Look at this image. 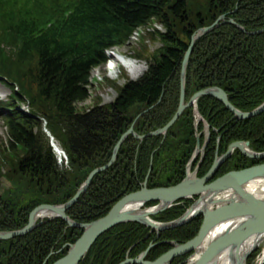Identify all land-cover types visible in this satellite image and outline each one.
Segmentation results:
<instances>
[{"label":"trees","instance_id":"16d2710c","mask_svg":"<svg viewBox=\"0 0 264 264\" xmlns=\"http://www.w3.org/2000/svg\"><path fill=\"white\" fill-rule=\"evenodd\" d=\"M236 1H239V8L230 15L229 12L234 8ZM78 5L74 11L59 19L57 18L60 15L65 14L61 8L45 7L44 15H35L31 7H20L27 17V22L24 23L22 19H18L19 23L14 22L16 26L18 25L15 36L21 40L19 59L26 64L35 63L37 66L32 71L34 75L31 73L37 85L35 86L37 92L32 98L33 105L37 107L35 114L43 115L52 135L56 133V123L61 122L66 126L64 133H57L55 138L68 152L70 167L65 169L59 166L48 143L44 145L34 133L40 128L39 118L18 113L7 116L9 148L12 152H17V156L23 154L25 157L17 162L18 168H15L21 176L19 187L12 191L5 202L6 213L11 216L17 214L20 218L12 217V222H8L7 219L2 221L0 217L1 229L21 227L26 222L27 213L38 204L67 201L92 169L104 165L109 160L113 146L134 120V110V116L147 108H153L150 111L157 112L158 116L165 115L157 111L162 108V103L154 107L153 105L162 94L167 93L168 88H175L172 83L178 81L180 64L191 33L195 29L212 23L222 14L234 19L248 31L264 28V0H80ZM190 17L196 20L193 23L191 21L192 24ZM47 18L57 20L40 28ZM151 21L157 22L162 31L155 29L149 36L155 37L162 46L154 53V59L147 71L138 80L127 81L123 87H119V93L112 103L103 106L95 103L92 109L77 110V104L86 101L88 97L87 87L90 84L91 70L105 61V51L123 45L133 30L150 25ZM235 28L234 25L225 23L198 41L190 57L186 74V88L189 90L190 85L193 86L192 91L187 92V98L195 90L219 86L229 94L231 103L242 111L251 110L255 104H260L264 100L262 95L261 99H259L261 96L255 98L259 101L254 104L251 102L239 104L237 101V94L249 98L251 88L264 89V33L247 36ZM216 45L218 47L214 48ZM248 64L253 66L255 71L250 69L247 75L241 78L239 75L245 72ZM258 73L262 75L259 77L262 83H257L253 79ZM177 94L176 90L175 98ZM199 103L200 114L207 118L208 123L219 129L218 134L211 135L206 149L210 159L205 161V167H202L203 174H199L200 176L205 175L211 167L216 151L219 155L222 154L232 141L248 140L255 151H264L262 145L264 137L262 140L259 136V131L264 126V123L262 124L264 118L257 117L258 128L254 123L257 120H253L254 118L244 121L232 119V114L212 97H204ZM187 119L182 118L176 129L175 127L171 129L161 151L154 157V167L163 163L167 158V152L175 154L176 150L172 146L180 148L184 158H188L195 139L191 120ZM134 126L138 133L145 134L162 124L156 120L139 119ZM219 134L221 141L216 149L215 139ZM159 141L148 137L144 143L142 142L140 152L146 155L145 164L140 171L142 178L149 167L151 146ZM138 146L133 137L124 142L119 151V162L109 172L103 173V177L97 176L92 181L84 194L85 197H81L77 203L80 206L76 210V207L70 210L71 215L68 213L72 219L88 222L100 217L119 197L138 189L136 185L140 180H133V187L124 186L128 183L126 178L134 173L133 156ZM263 162L264 159L250 160L235 151L229 162L220 167L215 177L233 169L240 170ZM137 176L139 177V174ZM105 184L109 185V190L104 189ZM148 186L153 187L150 184ZM174 209L168 215H160L158 220H172L182 213L180 207ZM200 221L201 219L197 218L188 226L162 233V237L170 238L176 235L185 241L190 240L196 235ZM57 223L30 234L25 241L30 246L27 250L26 248L21 250L25 244H20L19 251L25 260L29 262L38 255L30 256L40 252L43 239L56 238L58 235L66 239V234L62 236L63 230ZM192 225L194 228L190 231ZM69 231L68 229L67 232ZM147 231L146 228L133 224L120 225L110 230L102 236V238L109 236L110 243L100 249L97 242L85 258L84 264H105L108 249L122 248L125 251L130 245L128 238H134V242L137 243L136 241ZM79 234L80 232L74 230L71 241ZM54 241L44 253L48 254ZM34 242L37 245L30 244ZM139 244L140 241L137 245L142 250L144 244ZM156 247L164 249L154 248L150 254L155 257L170 248L163 244ZM14 249L15 246L12 250ZM122 256L113 255L114 261L109 264L118 263L123 259Z\"/></svg>","mask_w":264,"mask_h":264},{"label":"rangeland","instance_id":"374dc122","mask_svg":"<svg viewBox=\"0 0 264 264\" xmlns=\"http://www.w3.org/2000/svg\"><path fill=\"white\" fill-rule=\"evenodd\" d=\"M42 1H44V0H34L32 2V4L26 2V4L24 6L25 7H30V6L33 7L34 3H36V2L40 3ZM61 1L62 0H49L48 3H60ZM238 2L239 1H236L234 3V8L229 12L230 15L232 12H235L239 8ZM11 9H12V7L10 6V10ZM69 9H70V5H69ZM13 17H14V15H11V17L9 19L8 18H3V19L0 18V53H1V51L4 53L3 59L8 64H10V63L12 64L14 62V61L12 62V60L16 59L15 51H16L17 46L20 44V43L16 42L17 39L15 37L16 34L14 32V26H13L15 21L12 20ZM59 17L57 19H59ZM57 19H52V20L55 21ZM228 19H232V18H227L226 14H222V16H218L217 18L214 19V21L212 23H210L208 25L205 24V25H201V27H198V28L195 27L197 29H195L191 33L190 44H189L188 49L192 46V48L194 50L195 46L197 45V44L193 45L192 39L194 38V36L198 32V30H202L201 28H212V30L210 32H207L204 34V35H207L211 32H214L215 30H217L219 28V26H222L226 22L230 21ZM189 20H190V24H192L193 21L194 22L196 21L195 18H193V17L192 18L190 17ZM226 20H228V21H226ZM191 21H192V23H191ZM231 21H233L232 25H234L236 27L235 28L236 30L240 31L241 33H243L247 36H255L256 34H261L262 33L261 31H264V28L259 29V30H255V31H248L242 25L236 23L234 19H232ZM151 22L152 23L149 22L150 25H147L145 27H138L135 30H133L129 36L130 37L129 40L127 42H125L124 45L119 46V47H115L113 49H109L108 52L106 53L105 62H103L101 65H99V66H97L91 70L90 77H89L90 84L87 87L88 97H87L86 101L77 104V110L82 111V110L92 109L91 107L95 103H97V105H99V106H103V105H107V104L111 103L117 97V95L119 93L118 88L121 85L125 84L126 81L129 79H137V78H140L142 76V74L146 71L147 66H149V64L153 61L154 53L158 49H160L162 46L161 43L158 40H156L155 37L149 36V34L153 33V30H155V29L162 31V27L155 21H151ZM188 23L189 22L187 21V25H188ZM186 26H184V27H186ZM193 26H195V25H193ZM261 38L263 39V37H261ZM216 47H218V45H216L214 48H216ZM214 48H212V49H214ZM0 56H1V54H0ZM118 56H121V58H123V59L132 60L133 62H135V65L137 67L135 77L132 76L130 71L125 66H123L122 63H120L118 61L119 60ZM263 59H264V47H263ZM188 64L189 63H187V65H185V68H184V77L188 71ZM207 66H208V64H207ZM36 67L37 66L35 63H31V64L27 63V64H25L24 67H21L20 69L22 71L23 76L21 78V82L17 85L18 89L24 87L23 93L26 96V103H27L26 105L30 106V107H31V103H32V98H34L33 95L36 94V92H37V90L35 89V86H37V85L35 84V81L32 79V75H31V73L34 75V72H32V71H34V68H36ZM250 69L252 71H255L253 69V66L251 67L250 64H248L247 68L245 69V72L244 71L241 72L239 76L241 78H244L247 75V72L250 71ZM182 72H183V66H182V62H181L180 68H179V73H178V81L175 80L172 83L175 88L174 89H173V87H171V89L168 88L167 93L165 95L162 94L159 97V100L157 101V103L153 105V107H154V106L160 105L162 103V108L157 109V111L159 113H164L165 115L158 116L157 112L153 113L150 111L153 108H147V109L140 111L138 114H136L134 116V113H135V110H134V113H133L134 119L138 118L137 120L140 119L143 121L145 119L146 120H156V121H159L162 124V126H156V128H154L153 130L150 131V133H153L152 135H155V136H158L160 134L156 138L152 137V138L156 139L157 141H159V140L160 141H159V143H155L154 145L151 144L152 145L151 146L152 152L149 155L150 163H149L148 170H147L146 174L144 175V178H142L140 176V171H141L142 166L145 164L144 158L146 155H144V153L140 152V148H141L142 144L146 141L147 137L142 135L141 137L144 140H136L138 142L139 146L135 148V153L133 156V163H134L133 175L134 176L132 175V176H129L128 178H126L128 180V183L125 184L124 186L133 187L134 186V184L132 183L133 180H138V181L140 180V181H139V184L136 185V187H138L137 190L129 192V193H125L124 195H130L133 192H135V193L141 192L143 189H146V190L151 189L152 190V189H156L159 187L168 188V187L172 186V184H174L177 180L180 179L178 181V182H180L185 177V171H186V167H187L186 164L194 152L193 153H191L192 151L189 152L188 158L185 159L184 153H182L180 151V148L177 149L175 146H172V148H175V150H176L175 154L172 152H167V158L163 161V163H161L160 165L158 164L156 167H154V163H153L152 171L150 169V166L152 164V161L154 160L155 155H157V153L159 151H161L162 145L164 144V142L168 138V135H169L171 129L173 127H175V129H176V126L181 123L182 118L183 119L188 118L189 121L191 120V124H192L193 116H197V112H196V110L195 111L193 110L194 108L192 106L187 107L175 119V121H174L175 126L171 124L170 126H168L166 132H162V130H164L165 127H167L169 122L176 115V112L179 110L180 104L185 105V100L190 98V97L187 98V92L190 93L189 91H192L193 86L190 85L189 90L186 88V82L182 79ZM260 76H262V75L258 73L257 75L253 76V79L257 83H262L259 79ZM246 79H248V78H246ZM248 81H250V80H248ZM255 81H252V82H255ZM206 83H208V82H205V84ZM242 84H243V79L240 82V89H239L240 92L242 91ZM214 87H216V86H214ZM16 90L17 89H14V94H17L19 92ZM176 90L178 91L177 98H175ZM200 90H202V89H200ZM200 90L199 89L195 90L194 92H192L193 94H191V96L198 93V91H200ZM10 92H11V90L8 87H6L0 83V100L1 99L5 100V101H1V102H6L7 98H9ZM262 95H264V89L263 88L258 89V88L253 87L250 89V94L248 95L249 98H246V97L239 95V94H237L236 97H238L237 101L239 102V104L243 103V102H245V103L251 102V104H254V103H257V101H259L258 99H255V98H259L261 96L259 98V99H261ZM228 97H229V94H228ZM250 97H252V99H250ZM189 100H188V102H189ZM18 102H20V101L18 100ZM22 103H15V104H16V106H19ZM262 103L264 104V100L260 104H257V105L255 104L253 109L248 110V111L245 110L243 112H248V113L252 112L256 108H259L262 105ZM32 106L33 107H31V109L33 110L34 113H36L37 107H35V105H33V103H32ZM8 110L9 109L7 107L0 106V174H6V176L7 175L9 176V179L11 181L18 182L21 179V176L19 175L20 173L16 172V169L11 170L12 167H10V166L15 163L14 161L22 160V158H24L25 156L23 154H20L17 156L16 155L17 152H11V150L9 148V142H8V137H7L8 127H7V120H6V117L10 115V114L8 115ZM199 111H201V110H199ZM149 112H150V114H149ZM37 113H38V111H37ZM35 115L37 118L40 119V128L38 130H35L34 133L38 136V138L40 139V141L44 145H46V142L48 143V145L51 148V152H52L53 156H55L57 163H60L61 164L60 166H66V164L68 162V152L61 146L60 142L58 140H56V138H55L57 133L58 134L64 133L66 126L61 122L56 123V125H55V132L56 133H54L52 135V133L47 128V122H43V120H44L43 115H41L39 113L35 114ZM231 117L235 118L236 121H239L238 118L234 114H232ZM257 117L264 118V110L259 112L256 115L250 117L249 119L254 118L253 120H257L258 119ZM166 120H168V121H166ZM202 121H205V124L202 123ZM258 122H259V120H257L254 123H256L258 128H259ZM263 123H264V121L262 122V124ZM209 125H210V128H209ZM205 126L207 127V129H210V131L212 130V128L215 129V127L212 126L210 123L208 124L207 118H205V119L203 118V120H200V129L204 128ZM261 128L262 129L259 131V133H260L259 136L263 140V137H264V129L263 128H264V126ZM150 133H147V134H150ZM211 134H215V133L212 131ZM51 136L53 137V139ZM126 140H124L121 144L115 143V145L113 146L111 154L113 153L114 149L119 144V147L117 150L116 161L113 162L108 169L103 170V172L101 174H99L98 177H103V173L109 172V170L115 164H117L119 162V157H120L119 151L123 147L124 142H126ZM215 141H216V149H218V145L220 144V141H221V135L220 134H219V139L216 138ZM240 141H242V140H240ZM234 142L235 141H232L230 144H228V146L230 147ZM262 145L264 146V142L262 143ZM149 149H150V146H149ZM193 149H194V147L192 148V150ZM226 153L227 152L225 151L220 155L223 156ZM207 159H210V155H208L207 153H206L202 162H201L200 155H197L195 158L192 159L193 163H192V166H191L189 171L192 173L193 172L192 170L195 169V167H198V171H196L197 178H200V179L204 178L206 175L200 176L199 174H203L202 170L205 167L204 163ZM226 162H229V158H227ZM226 162H223L222 165H224ZM8 166L10 168H8ZM219 170H220V168H218V170H216V172L211 177V179L207 182V184L210 182H213L214 180L217 179V177H215V176L217 175ZM138 174H139V177L137 176ZM3 178L7 179L6 177H3ZM9 179H7L6 181L10 182ZM6 181L2 180L0 182V190L4 189L3 186L1 187V184L6 185L7 187L9 186V184ZM144 181H147L148 184L153 185V187H148L147 185H145V186L141 185V183H143ZM108 187H109V185L105 184L104 189L109 190ZM86 192L87 191L84 190L83 187L80 188V186H78L76 189V195L73 196L71 199L73 201H77V203H79L81 200V197H85L84 194ZM0 195H1V192H0ZM104 195L105 194L103 193V196ZM124 195H122V196H124ZM121 197H119L115 202H118ZM192 198H193L192 200H189V201L186 200L187 202H183L182 204H180L181 205L180 208L182 211L185 210V207L187 209L190 208V206H192L195 201H198L200 199L199 196H194ZM2 203H3V200H1V198H0V217H1V219L3 220L5 218H7L8 222H12V219L10 217L11 215H9L8 213H5V214L1 213V208H2L1 204ZM77 203H73L71 206L66 208L65 211L70 213V215H71L70 210H72L75 207H76L75 208V210H76L77 207L80 206V204H77ZM114 203L112 205H110V207H108V209L106 208L108 212L112 211V209L116 206L117 203L115 205H114ZM159 203L160 202H158V204ZM107 206L108 205H106V207ZM172 208L173 207H170L166 210H163L162 212H157V214H155L154 216L152 215V216L154 219L156 217L158 219L160 215H168L169 212L171 213V211L175 210ZM106 209H103V210H106ZM108 212L106 213V215H108ZM39 215H41V214H39ZM42 216H44V215H42ZM42 216H39V217H42ZM75 217H77V216H75ZM77 218H80V217H77ZM40 220L41 219L39 218L37 220V222H39ZM72 220H74L75 222H80V221H77L75 219H72ZM131 223L137 224L135 222H131ZM57 224H58V227L60 229H62L63 231H67V229L70 230L69 233L67 232L66 239H68V241H70L71 243H74L73 241H71V239H72V234L74 233L75 228L69 227V225H66L64 223L63 224L57 223ZM191 228H194V226L190 227V231H192ZM9 229L11 230V228H9ZM0 232H4V231L1 230ZM165 232H168V231H165ZM143 233H144V231H143ZM162 233H164V232H160L159 230L155 229V231L154 230L152 231L151 235L149 233H146L142 238L137 240L136 241L137 243H138V241H140L139 245L144 244V247L142 250L138 248L137 243H135L133 240L134 238H128L130 245L125 249V251L122 248L108 249V254L104 259L106 261L105 264H109L110 262L114 261V259L112 257L113 255L116 257L123 255L122 256L123 259L122 260L120 259V261H118V262H121L125 259H134V258L138 259L141 255V256H143V258H142L143 262H145V259H146V260H150L151 263H155L154 261H156V259H158V258H156L153 254L151 255L150 253L146 252L148 247L152 244V242L150 240L151 236H156L155 239L158 238L161 241L176 242L179 244H183L187 241L189 242V239L185 241L182 239L181 236H176V235H174L173 237H170V238L167 236L162 237ZM100 238H102V236ZM165 238H167V239L164 240ZM8 240H11V239L4 240L3 244L0 242V249H2V254H0V264H43L46 261L45 259H46V256L48 254L44 253L43 249L39 253H35L34 255L30 254V256H36L38 254L39 257L36 256L33 259H30L29 262H28V260H25V261L22 260L21 251H14L13 254L10 252L5 253L4 248L7 245ZM17 240H18V238H17ZM110 241H111V239L109 238V236L106 238H102L98 241L97 246H99L100 249H103L106 245H108L110 243ZM18 242L25 244V246L21 250H23L24 248H26V250H27V247H30L29 245H27V243L25 242L24 239L18 240ZM30 244H36V243L34 242V243H30ZM259 244H260L259 247L256 250L251 252L248 259L245 260L244 264H264V257H263L264 241L260 242ZM159 245H162V244L160 242L155 243V249H158V250L164 249V247H156ZM48 246H49V244L44 245L42 243L41 247L47 248ZM52 249H54L53 251H56V255L54 256L55 258L58 259L60 257L59 255L64 256V253H59L60 252V244H56L55 246H53ZM52 249H49L48 251L52 252L51 251ZM129 250H130L129 255L126 256V254L128 253ZM9 251L12 252V249H10ZM67 253L68 252H66V257H67ZM164 253H166V251L161 252L159 255H163ZM185 254L186 253H183L180 255V257L177 258L178 261L176 262V264H178L179 262L180 263L183 262V264H186V260L189 257V254L188 255H185ZM190 258H193V257H190ZM47 260H48L47 264H50L49 258ZM175 260L176 259L173 258L170 264H173L172 262H174Z\"/></svg>","mask_w":264,"mask_h":264},{"label":"water","instance_id":"95a60500","mask_svg":"<svg viewBox=\"0 0 264 264\" xmlns=\"http://www.w3.org/2000/svg\"><path fill=\"white\" fill-rule=\"evenodd\" d=\"M208 30H200L201 32L199 31L197 35H200ZM192 41H194V38L192 39ZM190 52L191 47L186 52L182 65L183 80L184 68L187 64ZM202 95H212L216 97L238 119H249L250 117L264 110V104H262L259 108L255 109L252 112H241L229 103L226 94L219 88L206 89L204 91L196 93L195 96H193L190 100L189 105L193 104L195 100ZM183 109L184 105L180 104L178 112L171 120V122L167 125V127L162 130V132L167 130L168 126H170L175 121V119ZM125 137L126 135H124L119 144ZM119 144L116 147V150L118 149ZM248 146V142L233 143L229 147L225 155L217 157L215 159L213 166L204 178L199 179L195 176V173H188L186 178L176 186L152 190L143 189L141 192L130 194L124 197L116 204V206L112 209V211H110L108 215L96 221L95 223L86 226L87 229L85 233L79 239L71 253L65 259L59 261L57 264H75L77 259L86 251L89 245L101 233L111 228L115 224L121 223L123 221H137L151 226L152 228L164 229L184 224L194 217L198 216L199 214H201V216L203 217V221L198 234L191 241L180 246L175 245V249L160 257L158 260H156L155 263H144L141 259L128 261L127 263L136 262L140 264H162L165 262H169L173 257L177 255L193 250L198 251L200 249L202 251L201 256L192 264H205L204 260L209 258L210 255H217L218 250L222 249L221 252L229 253L233 264H242L245 258L242 257V260L240 261L238 257L242 244L244 242L246 243L252 238L256 239L251 249L243 255L246 257L248 253L254 250L256 246L264 239V192H261L256 187H254V183H264V163L239 171H231L217 178L211 183L207 184V182L211 179L222 162H224L231 155L234 149L240 150L245 156L251 159L264 158V152H254L250 150ZM101 170L102 169H99L93 172L89 176L88 182L90 181L93 174L100 172ZM250 183H253L252 187H250ZM218 195H222V198H218ZM194 196H200V199L196 201L186 212V214L183 215L178 221L166 224L160 228V226L154 225L149 220L148 216L150 214L165 210L172 204V202L179 199L192 198ZM150 201H159L160 205L153 209L140 210L139 215H142L140 217L137 216L138 214H134V212L128 211L131 208L125 210L127 207L129 208L133 205L140 207L144 203ZM201 201H204L205 206L207 207L197 210V207L195 206L197 204L199 205ZM212 205H215L216 207L212 208ZM42 210H55L56 214L63 217V209L41 206L37 210H35V212L37 213ZM35 212L32 214V216L35 214ZM236 221H239V226L241 225L240 227L243 228L238 235L234 234V232H230L228 226L231 223L232 225H234V222L236 223ZM219 227L226 228L223 232L215 233L214 231L216 229H219ZM210 236H212V238L217 237L213 243H211V241L209 240ZM0 237L5 238L7 236L0 235ZM258 239H260L259 242H257ZM204 242L208 243L205 250L201 249L203 248ZM240 243L241 245L238 247Z\"/></svg>","mask_w":264,"mask_h":264},{"label":"bare ground","instance_id":"6f19581e","mask_svg":"<svg viewBox=\"0 0 264 264\" xmlns=\"http://www.w3.org/2000/svg\"><path fill=\"white\" fill-rule=\"evenodd\" d=\"M118 61L120 62V63H122V65L123 66H125L129 71H130V73L132 74V76H134L135 77V74H136V71H137V67H136V65H135V62H133L132 60H126V59H123V58H121V56H118ZM6 83L8 84L9 83V81H6ZM24 88V87H23ZM23 88H19V92L23 89ZM14 89H18V87L16 86ZM19 94V93H18ZM0 101H5V100H0ZM9 101V99L7 98V100H6V102H8ZM5 103V102H4ZM10 106H11V108H13V111H15V110H18V108L19 107H23V108H29L27 105H24V104H21V105H19L18 106V108H17V106H16V104L15 103H10L9 104ZM12 110V109H11ZM254 183V182H253ZM253 183H250V187H252L253 186ZM261 184H259V183H254V187H256L258 190H260L261 192H264V183H262V182H260ZM256 185V186H255ZM215 189V188H214ZM214 193V192H213ZM195 207H197L196 209L197 210H199V209H204L205 207H207V206H205V202L204 201H201L200 203H199V205L197 204ZM128 211H130V212H134V214H138L137 216L138 217H140V216H142V215H139L140 214V209L135 205L133 208H131L130 210H128ZM108 212V211H107ZM110 212H108V214H109ZM199 215H201V214H199ZM239 221H236V223L234 222V225H232V223L231 224H229L228 226H229V231L230 232H234V234H236V235H238V234H240V232L242 231V229L243 228H241L240 226H239ZM226 227H219V229H216L214 232L215 233H220V232H223L224 231V229H225ZM212 236H210L209 237V240L211 241V243H213L215 240H216V238L217 237H215V238H212ZM234 238H236V237H234ZM206 240V239H205ZM256 239L255 238H252V239H250V240H248L246 243L244 242L243 244H242V247H240L241 248V250L239 251V260L241 261L242 260V257L243 258H245V256H243L244 254H245V252H247V251H249V249L253 246V244H254V241H255ZM259 240L260 239H258V241L257 242H259ZM264 240V239H263ZM262 240V241H263ZM261 241V242H262ZM242 243V242H241ZM241 243L238 245V247L241 245ZM208 243H205L204 242V245H203V248H201V249H206L207 248V245ZM260 245V244H259ZM222 251V249H219L218 250V254L217 255H215V256H212V255H210V257L209 258H207L206 260H204V262H205V264H233L232 262H231V257L229 256V253H225V252H221ZM263 257H264V252H263ZM205 258V257H204ZM203 258V259H204ZM238 258V257H237ZM192 263V262H191ZM162 264H165V263H162Z\"/></svg>","mask_w":264,"mask_h":264}]
</instances>
